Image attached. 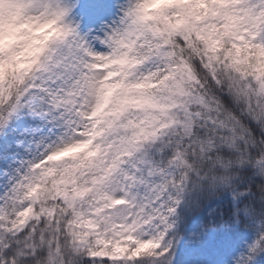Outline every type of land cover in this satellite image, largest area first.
<instances>
[{
  "label": "snow or ice",
  "instance_id": "obj_1",
  "mask_svg": "<svg viewBox=\"0 0 264 264\" xmlns=\"http://www.w3.org/2000/svg\"><path fill=\"white\" fill-rule=\"evenodd\" d=\"M21 121L0 264H264V0H0Z\"/></svg>",
  "mask_w": 264,
  "mask_h": 264
},
{
  "label": "trees",
  "instance_id": "obj_2",
  "mask_svg": "<svg viewBox=\"0 0 264 264\" xmlns=\"http://www.w3.org/2000/svg\"><path fill=\"white\" fill-rule=\"evenodd\" d=\"M21 122L23 127L20 132H15L11 127L4 136L0 137V149L4 147V153H0V160L4 158L7 159L11 154L14 155V158L19 160L25 155L26 150L32 146L29 144L32 139V134L28 131L29 125L24 121Z\"/></svg>",
  "mask_w": 264,
  "mask_h": 264
},
{
  "label": "rangeland",
  "instance_id": "obj_3",
  "mask_svg": "<svg viewBox=\"0 0 264 264\" xmlns=\"http://www.w3.org/2000/svg\"><path fill=\"white\" fill-rule=\"evenodd\" d=\"M31 141H32V139L30 140V143L29 144H31ZM18 161L13 157V155H11L10 157H9V159H6L5 161H4V163L5 164H8V163H17Z\"/></svg>",
  "mask_w": 264,
  "mask_h": 264
}]
</instances>
